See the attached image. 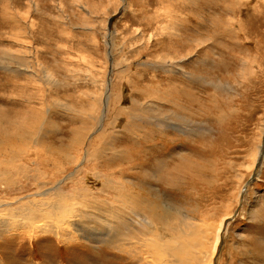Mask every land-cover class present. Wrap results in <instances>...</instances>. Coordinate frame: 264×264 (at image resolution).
Wrapping results in <instances>:
<instances>
[{
  "label": "rangeland",
  "instance_id": "rangeland-1",
  "mask_svg": "<svg viewBox=\"0 0 264 264\" xmlns=\"http://www.w3.org/2000/svg\"><path fill=\"white\" fill-rule=\"evenodd\" d=\"M166 10L171 13L167 15ZM174 32L187 35L194 49L182 65L195 75L203 74L205 82L175 80L168 70L161 69L170 63L173 45H178ZM32 71L37 72V77ZM46 74L56 86L46 85L49 78L42 79ZM107 79L111 80L110 88L103 85ZM141 87L146 98L143 90L138 91ZM107 88L112 93L109 108L96 111L95 105ZM170 93L178 106L186 109L187 122L194 125L199 121L201 124H196L200 128L179 133L170 130L169 136L157 139L169 124L176 126L170 118L171 113L175 114L168 102ZM154 97H158L157 102ZM133 106L138 107L139 116L143 115L140 111H147L146 119L166 124L144 130L148 140L154 139L149 144H166L164 150L149 153L148 161L157 156L169 157L158 175L144 180L149 198L166 209L168 216L178 217L185 208L196 220L199 212L195 208L217 206L224 211L236 205L221 239L217 262L264 264V0H0V130H15L14 119L22 118L30 108L47 109L49 124L58 131L45 137L46 142L59 136L67 145L70 130L81 127L75 116L83 114L91 124L106 123L110 110L116 108L115 113L121 112L113 146L126 155L132 148L120 144V140L131 136L123 127L132 116ZM136 136L134 141L142 145ZM172 136L176 142H170ZM52 148L56 152V147ZM256 152L259 160L250 172ZM181 154L208 168L224 157L226 170L219 177L205 176L209 184L215 180L213 187L203 184L192 188L188 183L180 186L178 180L180 187L172 190L167 177ZM198 170L193 174L199 176ZM80 177L87 179L88 187L80 184L71 193L87 205L80 190L89 191L88 199L104 202L102 183L106 181L102 172L85 166ZM133 183L136 188L135 179ZM239 189L240 201L236 202ZM14 233L5 234L10 245L1 244L0 264H68L67 256L74 257L75 247L65 248L58 236L38 234L22 242ZM99 247H103L101 243ZM102 250L95 256L98 260L91 253L88 258L95 264L124 262V256ZM144 257L134 264H144ZM126 260L125 264H129L133 259Z\"/></svg>",
  "mask_w": 264,
  "mask_h": 264
},
{
  "label": "bare ground",
  "instance_id": "bare-ground-1",
  "mask_svg": "<svg viewBox=\"0 0 264 264\" xmlns=\"http://www.w3.org/2000/svg\"><path fill=\"white\" fill-rule=\"evenodd\" d=\"M165 12L167 15L171 13L167 10ZM10 17H7L8 21ZM172 35L174 34L172 33ZM176 36H178V41H176L178 45H173L171 48L170 63L161 69L168 70L170 78L175 80L181 79L186 83H191L192 79L205 82V76L202 73V75H195L187 69V65H182L194 49L191 43L187 42L189 41L187 35L176 34L173 37L176 38ZM201 61L200 59L196 62ZM139 64L143 65L145 62H139ZM25 67L22 66L24 69ZM32 73L37 77V72L32 71ZM44 78H49L45 80L46 85L55 84L56 86V82L50 78L49 74L42 77L43 80ZM34 80L35 77L32 82ZM110 83L111 80L107 79L103 85L106 87L108 85L110 88L112 86ZM167 84L173 88L175 86ZM213 85L215 86L214 83ZM40 88L43 91V88ZM142 90L143 96L146 98V91L142 87L138 88V91ZM110 91L107 88L102 93L103 99L97 101L96 111L109 108L112 95L109 93ZM30 99L29 94L28 100ZM154 100L157 102L158 97H154ZM168 102L175 112V114L171 113L170 118L176 121V126L173 127L170 124L168 127L166 126L165 131L160 133L157 139L169 136L170 130L179 133L184 132V130L190 132L195 131L194 128H200V125L196 124L199 121L194 125L187 122V111L178 106L180 104L173 93H170ZM41 104L43 103L41 102ZM34 108H30L28 113L25 112L22 118H13L14 121H12L16 129L12 132L0 130V132L2 131L0 134V246L9 243L5 234L10 235L14 231L16 232L14 236L18 235L22 238V242H25L27 238L32 240L38 234L58 236V240L63 243L65 248L72 249L75 247L74 257L73 254V258L67 256L68 264H95L88 256L94 255L95 260V256L100 254V249L103 248V252L109 250L125 257L124 262L119 258L120 261L118 260L119 262L116 264H125L128 261L126 259L129 258L133 259L132 262L129 261L131 262L129 264H134L143 260L144 256H146L144 264H219L217 261L220 259L219 254H221L219 251L220 242L222 243L221 239L225 237L230 224L229 219L233 216L236 205L232 210H230L231 206H228L224 211H219L217 206H209L203 210L195 208L199 212L198 220L188 213L189 209L183 207V211L178 217L168 216L167 210L165 209V211L160 205L153 202L144 189L145 178L149 175H158L169 158L157 156L153 161H148L149 153L152 155L153 152L161 151L166 144L158 142L149 144L154 139L148 140L144 130H149L154 126L162 128L166 124L163 125L154 118L146 119V110V112L140 111L144 116H139L138 107L133 106L132 116L123 127L131 136L120 140V144L128 145L132 149L123 155L113 146L117 136L116 120L121 112L115 113L116 108L110 110V116L105 120L106 123L95 121L91 124L87 122V116L83 114L75 116L74 119H77L75 121L80 122L81 127L70 130V140L67 141V145L63 144L64 141H61L59 136L54 141L46 142L45 137L51 132H57L58 127L55 128L53 124H49L51 121L48 119V110H45V107H43V111L42 109L36 111ZM92 109L93 106L91 105L88 110L91 111ZM101 115L103 117V114ZM137 115L139 116L138 121H136ZM92 118L94 117L92 116ZM100 130L101 132L98 134L97 132ZM62 131L64 132V130ZM136 135L143 141L142 145L134 141L133 136ZM169 140L176 142L177 138L172 136ZM52 147H56V152L53 151L55 149ZM203 147L205 146L203 145ZM260 151L262 152V150ZM257 152L251 158L250 172L254 169L256 161L259 160ZM221 158L223 165H221ZM221 158H218L219 160L217 159L216 163L211 164L208 168L205 165L203 167L201 162L191 160V158L181 154L180 161L176 164L173 172H170L168 177L166 176L169 180L168 188L177 189L183 186V183H188L192 188H198L203 184L213 187L215 180L211 181L210 184L205 180L207 175H212L213 178L219 177L226 170L225 158ZM97 165L100 168H96ZM85 166H91L93 169L101 171L102 177H105L103 180L106 182L102 183V188L105 187L102 192L103 197H105L104 202L88 199L90 195L88 190H80L79 195L89 205L76 194L71 193L80 184L83 188L88 187L87 179L80 177L82 168ZM124 169L129 171L126 172ZM197 170L200 172L199 176L193 174ZM133 179L136 180V188L133 187ZM178 180L181 181L180 186ZM211 190L209 191L211 192ZM240 191L241 189H239ZM205 194L207 193L205 192ZM240 194L241 192L235 195L236 202L240 201ZM203 199L205 198L203 197ZM100 243L102 248L99 247ZM105 253L107 254V252ZM47 254L45 253V255ZM112 261L114 260L112 259Z\"/></svg>",
  "mask_w": 264,
  "mask_h": 264
}]
</instances>
